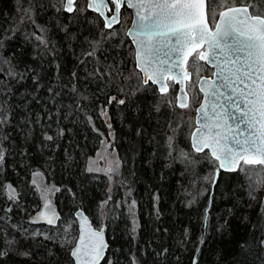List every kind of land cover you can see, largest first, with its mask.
I'll return each instance as SVG.
<instances>
[{
    "label": "trees",
    "instance_id": "1",
    "mask_svg": "<svg viewBox=\"0 0 264 264\" xmlns=\"http://www.w3.org/2000/svg\"><path fill=\"white\" fill-rule=\"evenodd\" d=\"M248 4L264 15V0H235ZM131 21L126 6L108 30L87 6L69 13L61 0H0V264H74L59 231L65 211L55 226L35 221L41 200L30 181L39 174L68 194L70 216L82 208L101 227L96 215L107 214L101 264H264V168L242 163L215 181L218 162L191 145L198 81L213 69L189 61L187 91L198 97L185 116L176 84L167 97L142 84L125 34ZM110 134L123 165L103 190L84 162ZM19 235L26 240L15 247Z\"/></svg>",
    "mask_w": 264,
    "mask_h": 264
},
{
    "label": "snow or ice",
    "instance_id": "2",
    "mask_svg": "<svg viewBox=\"0 0 264 264\" xmlns=\"http://www.w3.org/2000/svg\"><path fill=\"white\" fill-rule=\"evenodd\" d=\"M61 3L66 12L81 10L76 7L78 0ZM124 5L135 11L136 18L126 34L133 37L142 84L151 81L158 85L161 96L167 97L166 78L171 76L183 85L181 58L187 62L194 53L193 66L199 59L216 68L215 80L199 79V91L204 95L195 108L198 126L191 134L192 148L196 152L208 148L219 162L217 171L234 170L241 161L244 165H264V15L250 13L251 4L236 6L235 0L231 5L229 0H87L88 9L105 17L106 28L119 22ZM105 9L113 15L105 16ZM205 42L210 55L197 51ZM183 75L190 78L187 72ZM180 93L183 95L175 97L176 106L188 109V92L181 87ZM196 99L191 97L193 102ZM166 102L173 104L172 99ZM168 143L171 148L173 136L168 137ZM181 156L187 158V153L181 152ZM14 193L12 189L10 199ZM45 207L52 224L57 213L50 204ZM94 235L100 244L93 250L92 264H98L106 245L102 231ZM79 251L75 248L72 256L78 257Z\"/></svg>",
    "mask_w": 264,
    "mask_h": 264
},
{
    "label": "rangeland",
    "instance_id": "3",
    "mask_svg": "<svg viewBox=\"0 0 264 264\" xmlns=\"http://www.w3.org/2000/svg\"><path fill=\"white\" fill-rule=\"evenodd\" d=\"M82 5L83 6L80 5L81 9L87 6V1L82 2ZM77 6L79 7L78 3L76 7ZM128 28L126 29L125 34L127 33ZM134 60H135V49H134ZM212 74L213 72L209 75L212 76ZM170 82H173V81H170ZM191 91L193 95H196V97H198V95L195 93L193 89H191ZM98 112H99V116L101 120L105 124L110 125V116L107 113V110L103 105L99 106ZM189 112H190L189 109H187L184 115L185 116H188V114L190 115ZM115 142L116 141H115L114 134H110V137H104V138L101 137V139L98 142H95V144L89 151V154L84 162V167L86 168V172L98 174L101 177V181L103 184L101 188H103V190H105L108 187L113 186L115 176L118 175L119 171L122 169L123 160L120 156V153L118 151V148ZM213 179H214V176L211 172L209 180L212 181ZM30 183H33L38 191L39 197L37 200H41L40 203L35 208L36 210H38L41 207V205L44 203L45 200L51 199L54 202V204L59 208L60 212H62V210L65 211V216L63 218V221L61 222L59 221L60 226H61L59 228V231H60V235L63 234L61 241L63 242L64 246L67 247L70 253L71 249L77 243V239L79 235L78 224L74 217L75 211L78 208L73 212V217H74L73 219V217L70 216L72 211L70 210L68 194L66 192H63L62 188H59L53 185L51 181L50 183L46 182L42 174L33 176ZM131 205L135 208L133 201H130V206ZM106 215L107 214L103 211H100V213L96 215L97 216L96 220L99 224H101V227L104 226L105 222L107 221ZM35 221H36V218H35ZM35 229L34 228L32 229L36 232L35 234L41 232ZM61 230H62V234H61ZM42 232L45 233L43 236L44 237L43 241H44L45 238L46 239L49 238V231L43 230ZM25 240L26 239L22 235H19V237L16 236L14 239H12V242L15 247H22L23 244L25 243ZM262 243L264 247V239ZM119 264H122V262H119Z\"/></svg>",
    "mask_w": 264,
    "mask_h": 264
},
{
    "label": "water",
    "instance_id": "4",
    "mask_svg": "<svg viewBox=\"0 0 264 264\" xmlns=\"http://www.w3.org/2000/svg\"><path fill=\"white\" fill-rule=\"evenodd\" d=\"M124 6L121 7V11H122V9H123ZM237 6L239 7V6H246V5H237ZM109 7H112V5H109ZM129 9L132 12V22H131V25L128 28V30L132 28L133 21L136 18L135 17V11H134V9H131V8H129ZM88 10L91 11V12L96 13L97 15H99V13L96 12V11H93V10H90V9H88ZM121 11H120V14H119V17H120L119 18V22L112 24V26L110 28H106L105 27L106 29H108V30L113 29L115 26H117L120 23V21H121ZM249 12L251 13V10L250 9H249ZM111 15H113V13ZM111 15L109 14V11L107 9H105V16H111ZM99 17L103 20V22L105 24L106 23L105 17H102L100 15H99ZM205 19H207V16H205ZM210 26H211V24H210ZM128 38L131 40L132 45H133V47L135 49V45L133 43V37L128 36ZM197 51L206 52V54H209L210 55V53H207V42H205L202 46H200L197 49ZM194 55H195V53L193 54V56ZM191 58H192V56L191 57H188L187 62H185V60H184L183 57L181 58L182 75H181L180 79H183V81H184L183 82V85L176 84L175 81L172 79L171 76H169L168 78H166L165 83L167 84L168 88H169L168 81H173L174 84H176L178 86V93H177V95L178 94L183 95L182 93H180V88L181 87H184L186 89V91H187V82H189L191 80V78H192V73L187 68L188 62L190 61ZM135 62H136V68H137L136 52H135ZM203 62H205L210 68L213 69V74L216 72V68L213 67V65L208 64L206 61H203ZM137 70L140 72V69L139 68H137ZM184 72L189 73L190 74V78H186L183 75ZM140 73H141V75L143 77V73L142 72H140ZM205 77H207L209 80H215L217 78L215 75H212V76H203L202 78H205ZM149 83H151V81H149ZM153 85H155V84H153ZM155 86L158 89V85H155ZM199 88H200V83L198 82V89ZM205 88L207 89V85H205ZM203 95L204 94L202 93V99H203ZM188 96L190 98L189 92H188ZM236 114L239 115V113H236ZM196 116H197V113H196ZM196 116H195V119H196ZM196 126H198V125H196ZM214 134L215 133H213V135ZM190 140H191V145H192V139L190 138ZM204 151H209V153H210V150L208 148H205ZM203 152H197V153H203ZM212 158L215 159L214 157H212ZM242 163H243V161H241L240 162V165L238 167H236L234 170H226V169H219V171L216 170L215 181L217 180L220 171L236 172V171H238V169L240 168V166H241ZM218 164H219V162H218ZM261 166L264 168V165H261ZM46 204H50V206L52 208H54L55 209V212L57 213V218H55L54 223H52V224H49L48 223V219L50 218L51 213L45 207ZM41 213H44V215H41ZM74 217H75V219L77 221L78 229H79V237H78L77 243L75 244V246L70 251V255H71V257H72V259L74 261V264H78V260H79V264H92V253H93V250L96 247H98L99 244H100V238L97 237L96 235H94V233L95 232H101L102 231L103 242L106 245V247H105V249L103 251L102 258H100L99 261H98V264H101L103 262V260L106 258L107 252H108V248H109V242H108L107 235H106V226H102V227L97 228L95 226L92 218L82 208H78L77 209V211L74 214ZM35 218H36V221L38 223H43V224L55 226V225L58 224V222H59V220L61 218V212H60L59 208L54 204V202L51 199H47L46 201H44V203L41 205V207L36 211ZM77 247H79V249H80V251L78 253V257H73L72 256V251L75 248H77Z\"/></svg>",
    "mask_w": 264,
    "mask_h": 264
},
{
    "label": "bare ground",
    "instance_id": "5",
    "mask_svg": "<svg viewBox=\"0 0 264 264\" xmlns=\"http://www.w3.org/2000/svg\"><path fill=\"white\" fill-rule=\"evenodd\" d=\"M135 63H136V62H135ZM201 78H202V77H201ZM201 78H200V79H201ZM169 82H170V81H168V84H169ZM45 201H46V200H45ZM41 203H42V202H41ZM35 206H36V205H35ZM76 211H77V210H76ZM76 211H75V212H76ZM33 212H34V211H33ZM27 216H28V215H27ZM32 216H33V215H32ZM60 219H61V218H60ZM59 221H60V220H59ZM24 222H25V221H24ZM24 222H23V224H24ZM29 223H30V222H29ZM95 226H96V225H95ZM96 227H97V226H96ZM97 228H99V227H97ZM78 237H79V235H78ZM77 240H78V239H77ZM74 246H75V245H74ZM109 247H110V244H109ZM108 250H109V248H108ZM107 253H108V252H107Z\"/></svg>",
    "mask_w": 264,
    "mask_h": 264
}]
</instances>
